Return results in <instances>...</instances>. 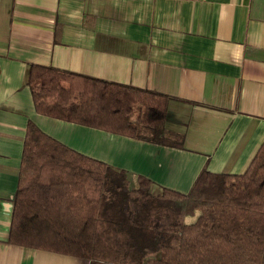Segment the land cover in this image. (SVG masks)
Listing matches in <instances>:
<instances>
[{
  "label": "crops",
  "instance_id": "crops-1",
  "mask_svg": "<svg viewBox=\"0 0 264 264\" xmlns=\"http://www.w3.org/2000/svg\"><path fill=\"white\" fill-rule=\"evenodd\" d=\"M30 64L169 95L174 148L38 114ZM69 148L187 192L264 141V0H0V264H89L8 242L27 121Z\"/></svg>",
  "mask_w": 264,
  "mask_h": 264
},
{
  "label": "trees",
  "instance_id": "trees-1",
  "mask_svg": "<svg viewBox=\"0 0 264 264\" xmlns=\"http://www.w3.org/2000/svg\"><path fill=\"white\" fill-rule=\"evenodd\" d=\"M27 85L38 114L183 147L167 94L38 64ZM7 240L89 264H264V141L244 172L205 165L180 192L139 174L132 184L28 120Z\"/></svg>",
  "mask_w": 264,
  "mask_h": 264
},
{
  "label": "rangeland",
  "instance_id": "rangeland-1",
  "mask_svg": "<svg viewBox=\"0 0 264 264\" xmlns=\"http://www.w3.org/2000/svg\"><path fill=\"white\" fill-rule=\"evenodd\" d=\"M194 218H192V217H187L185 220L186 221H191V220H193Z\"/></svg>",
  "mask_w": 264,
  "mask_h": 264
}]
</instances>
